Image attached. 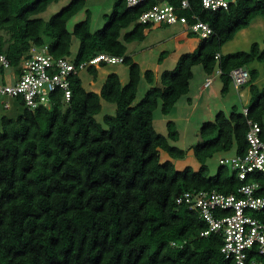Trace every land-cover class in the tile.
I'll return each mask as SVG.
<instances>
[{
	"label": "trees",
	"instance_id": "16d2710c",
	"mask_svg": "<svg viewBox=\"0 0 264 264\" xmlns=\"http://www.w3.org/2000/svg\"><path fill=\"white\" fill-rule=\"evenodd\" d=\"M59 1L0 0V56L11 64L8 70L0 66L1 82L7 83V71H20L34 46L48 45L54 57L70 58L74 36L80 42L78 64L101 54L122 57L129 82L122 85L111 73L99 93L88 92L75 75L69 103L59 96L50 107L31 111L21 99L12 101L9 110L15 106L22 112L0 119V264H233L221 253L222 237L201 236L208 225L177 199L197 191L229 195L244 184L224 166L210 176L207 161L231 150L243 154L250 121L262 128L264 139V88L254 85L258 71H249L247 115L233 107L229 117L219 112L201 127L202 141L193 147L198 172L177 171L172 162L160 161L161 150L173 159L183 158L185 151L169 143L179 140L176 124L167 123L165 137L155 131L153 115L159 105L163 115L171 114L189 93L197 66L207 76L220 71L223 95L233 70L254 62L264 69L258 43L248 52L222 54L240 31L264 18V0H237L227 11L203 12L214 34L197 51L182 55L175 70L165 71L160 87L154 86V72L146 70L151 88L137 105L142 73L127 45L143 42L155 27L139 19L157 0L135 8L119 0L105 16L104 29L95 32L87 10L72 33L67 24L86 1L73 0L49 21L39 17ZM107 65L101 62L100 68ZM88 71L98 77L95 66ZM102 100L117 108L115 116H104V125L95 118ZM259 260L264 264V258Z\"/></svg>",
	"mask_w": 264,
	"mask_h": 264
},
{
	"label": "built area",
	"instance_id": "2783aa9c",
	"mask_svg": "<svg viewBox=\"0 0 264 264\" xmlns=\"http://www.w3.org/2000/svg\"><path fill=\"white\" fill-rule=\"evenodd\" d=\"M149 0H127L129 8L146 4ZM237 0H157L141 15L139 22L154 26L181 25L186 31L200 35L203 39L214 34L209 23L203 21V12L227 11ZM199 11V12H197ZM220 56H217V59ZM124 58L101 54L90 62L77 63L71 58H56L48 45L32 47L21 62L19 72L12 73V84L0 82V96L6 100L4 109L9 110L13 100L21 99L31 111L50 107L54 98L61 96L65 103L72 98L71 78L89 67H100L101 62L109 65L123 63ZM0 66L10 69L5 55L0 56ZM220 75V71L216 72ZM236 90L250 80V72L237 68L230 74ZM208 78L205 88L212 85ZM243 113L247 115L248 109ZM262 128L249 122L246 136L247 149L243 154L220 158V166L231 170L244 184L235 193L223 194L216 191L186 192L177 199L179 206L186 205L197 211L208 225L201 236L211 234L222 237L221 253L233 264H263L264 258V139ZM259 176V180L258 177ZM176 246V243H173Z\"/></svg>",
	"mask_w": 264,
	"mask_h": 264
},
{
	"label": "rangeland",
	"instance_id": "374dc122",
	"mask_svg": "<svg viewBox=\"0 0 264 264\" xmlns=\"http://www.w3.org/2000/svg\"><path fill=\"white\" fill-rule=\"evenodd\" d=\"M73 0H60L58 3L51 5L46 12L39 17L45 21H49L54 15L58 14L63 8L68 6ZM85 8L78 12L67 24L69 32H73L76 24L87 18V10L91 12V30L92 32L102 30L107 24L106 15H110L119 0H85ZM127 31H124V35ZM203 38L197 34H189L186 28L181 25L174 26H155L147 35L143 42H134L127 45L128 55L138 63L142 69L141 81L138 86V94L134 105L140 103L151 88L146 81L144 73L151 70L155 75L154 86H161V75L165 71L175 70L180 58L184 54L193 53L198 50ZM254 43H258L261 49H264V18L259 17L243 31H240L235 38L227 43L222 54L228 55L237 52H248ZM79 39L73 37L71 60L74 61L79 49ZM164 54L162 61L160 56ZM247 70H257L259 76L254 82L259 89L264 88V69L263 64L254 62L250 64ZM116 73L119 75L122 85L129 82V68L124 63L116 65H107L99 70L98 77L95 79L88 70L79 73L83 87L88 92L99 90L104 84L106 77ZM193 79L190 83V91L183 96L175 105L170 115L165 116L161 111V105L157 108L153 115V126L155 131L167 137V123L172 121L176 124L179 133V140L173 142L169 140L171 146L177 147L185 151L183 158L173 159L165 151H160V161L172 162L177 171H184L191 168L194 172L200 170L201 165L197 161L193 147L202 141L200 136L201 127L204 123L214 122L219 112H224L227 117L232 113L233 107H237L239 112H243L248 108L251 101L250 88L245 85L236 90L231 84L229 92L222 94L223 82L218 74L207 76L201 66L193 69ZM6 80L12 84V70L7 71ZM208 78L212 79V85L205 88V82ZM3 76L0 74V82ZM204 88L202 89V86ZM6 99L0 96V119L3 116L16 117L22 112L21 108L13 107L11 110L4 109L3 102ZM102 111L96 115V120L104 125L103 118L106 115H116V105L101 101ZM105 127V126H104ZM235 150L227 153H218L207 161L210 176H216L220 167L219 160L224 157H232ZM230 173L231 170H230Z\"/></svg>",
	"mask_w": 264,
	"mask_h": 264
},
{
	"label": "crops",
	"instance_id": "0c3cea01",
	"mask_svg": "<svg viewBox=\"0 0 264 264\" xmlns=\"http://www.w3.org/2000/svg\"><path fill=\"white\" fill-rule=\"evenodd\" d=\"M101 68L99 67L98 68V74H99V70H100ZM141 73H142V69H141ZM204 88V85L202 86V89ZM100 90H101V88L99 89V90H95L94 92H97V93H99L100 92ZM250 90V89H249ZM250 96H251V94H250ZM251 99V98H250Z\"/></svg>",
	"mask_w": 264,
	"mask_h": 264
}]
</instances>
